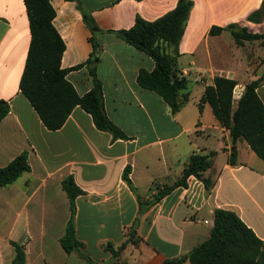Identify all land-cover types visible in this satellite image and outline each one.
Segmentation results:
<instances>
[{
  "label": "crops",
  "instance_id": "crops-1",
  "mask_svg": "<svg viewBox=\"0 0 264 264\" xmlns=\"http://www.w3.org/2000/svg\"><path fill=\"white\" fill-rule=\"evenodd\" d=\"M192 1L177 58L189 100L173 114L160 95L137 82L141 70H154V60L116 32L133 27L137 17L160 18L178 0H50L53 25L65 43L61 66L80 96L91 90L93 78L87 67L75 68L93 54L99 60L107 116L130 138L113 140L80 106L61 129L45 127L20 90L31 43L24 0H0V100L10 106L0 122V167L22 153L30 166L0 188V264L15 259V244L24 251V264H85L60 243L71 217L63 181L71 176L83 190L76 199V235L98 263L113 261L109 243H125L121 264H171L208 240L217 209L235 212L264 240V161L246 141L232 140L209 104L199 108L217 76L237 81L236 108L246 85L263 74L260 41L238 46L228 32L210 31L237 24L264 34V21L247 20L264 0ZM257 92L264 104V80ZM195 153H215L204 173L212 187L191 177L187 187H176L140 213V199L151 201L157 192L154 183L173 186ZM127 169L133 188L123 178Z\"/></svg>",
  "mask_w": 264,
  "mask_h": 264
},
{
  "label": "trees",
  "instance_id": "trees-1",
  "mask_svg": "<svg viewBox=\"0 0 264 264\" xmlns=\"http://www.w3.org/2000/svg\"><path fill=\"white\" fill-rule=\"evenodd\" d=\"M31 31V43L20 80V90L39 115L48 130L56 131L63 127L73 109L80 106L91 115L95 127L113 136V140L130 139L107 116L102 82L97 75L98 58L95 54L83 65L75 69L87 67L93 78V87L80 96L74 86L67 80L69 70L63 69L61 61L65 51V43L53 25L55 10L50 0H24ZM192 0H178L177 6L154 21H146L137 17L135 24L128 30L116 32L123 41L150 56L155 62L152 72L141 70L137 77L138 84L147 90L156 92L176 114L189 100L185 92L188 80L177 69L179 45L185 33L189 15L193 8ZM248 21L261 23L264 21V1L262 6L251 13ZM228 32L238 46L246 42L260 41L264 48V34L250 33L247 28L231 24L225 28L213 27L211 35ZM264 80V72L257 79L246 85L245 91L234 108L233 93L237 81L217 76L214 84L205 88L200 99V112L209 104L215 118L230 131L234 142L244 140L253 152L264 161V104L257 89ZM10 106L7 101L0 100V122L8 115ZM215 153L208 155L193 154L183 172L181 180L173 186H162L154 183L157 192L153 200L140 199V213L147 211L176 187L188 186L190 177L202 181L209 190L213 183L204 176L212 166ZM236 152H232L230 161L234 163ZM30 171L27 153H22L8 166L0 167V188L13 184L23 174ZM125 181L133 188L127 169L123 175ZM63 189L70 200L71 217L66 232L60 243L67 253H77L85 264H121L120 253L126 244L116 248L112 243L106 247L111 252V263H98L83 252L84 244L76 235L75 216L76 199L83 190L71 176L63 181ZM137 223H135L136 226ZM16 257L10 264H24L25 254L15 244ZM264 264V240L235 213L229 210L215 211L214 227L210 237L202 245L189 254L170 261L171 264Z\"/></svg>",
  "mask_w": 264,
  "mask_h": 264
},
{
  "label": "built area",
  "instance_id": "built-area-1",
  "mask_svg": "<svg viewBox=\"0 0 264 264\" xmlns=\"http://www.w3.org/2000/svg\"><path fill=\"white\" fill-rule=\"evenodd\" d=\"M234 97H235V91H234V93H233V98H234ZM190 179H191V177L189 178L188 183H189Z\"/></svg>",
  "mask_w": 264,
  "mask_h": 264
},
{
  "label": "rangeland",
  "instance_id": "rangeland-1",
  "mask_svg": "<svg viewBox=\"0 0 264 264\" xmlns=\"http://www.w3.org/2000/svg\"><path fill=\"white\" fill-rule=\"evenodd\" d=\"M261 46V45H260ZM255 48V47H254ZM84 263V262H83Z\"/></svg>",
  "mask_w": 264,
  "mask_h": 264
}]
</instances>
